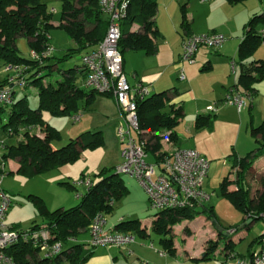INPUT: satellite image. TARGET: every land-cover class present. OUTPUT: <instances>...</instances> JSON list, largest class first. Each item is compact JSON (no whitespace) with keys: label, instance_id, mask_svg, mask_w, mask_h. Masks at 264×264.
<instances>
[{"label":"trees","instance_id":"16d2710c","mask_svg":"<svg viewBox=\"0 0 264 264\" xmlns=\"http://www.w3.org/2000/svg\"><path fill=\"white\" fill-rule=\"evenodd\" d=\"M236 3L241 0H228ZM61 17L58 27L62 28L74 43L75 47L61 58L42 56V53L51 46L49 31L53 27L52 13L48 10L44 0H0V63L3 67H26L24 80L28 84L37 85L39 105L30 108L26 97L16 100L12 107L0 106V129L8 137L23 134L21 140L14 145H5L6 151L0 152V165L9 160L17 164L15 174L33 177L50 170H54L76 161L81 151L102 144L100 131L87 132L71 139L66 145L56 147L55 142L59 138L56 129L50 126L42 118L43 112L52 116H73L79 113L77 103L79 100L90 102L96 94L94 91H84L76 85L77 74L80 73V65H74L61 70L62 76L55 81H42L45 75L58 70L60 64L74 54L82 55L96 48L103 39L107 29V19L101 13L98 0H61ZM182 9L181 26L185 27L184 7ZM157 10L156 0H129L127 15L122 24H126L119 41L121 52H143L147 55L155 54L157 48L154 42L157 28L155 15ZM259 21H264V12L254 15L250 23L245 25V34L238 45L237 57L240 73L235 87L241 91L254 94L253 85L264 80V60H248L262 44L255 27ZM132 24L138 25L134 31L130 30ZM19 39L27 41L30 52L39 55V59L21 57L18 53L16 42ZM9 74V73H8ZM0 82L4 87L7 76ZM24 86V87H25ZM23 88V87H19ZM242 89V90H241ZM110 96V95H103ZM15 97V92H14ZM169 104L168 91L155 92L137 102V114L141 135L146 142V151L150 153L155 162H159L168 152L162 146V139L176 145L177 135L175 127L183 117L182 106L170 105L171 114L162 110ZM7 111L5 118L1 117ZM210 123V116L198 115L195 120V128L200 130ZM30 127H39L38 132L31 133L26 130ZM161 130L170 131L165 137L161 136ZM250 134L254 138L255 148L244 157L238 158L233 149L228 158H231L230 172L220 184L223 197L241 212L244 220V228H248L256 220L264 221V170L255 167L256 160L264 157V122L252 126ZM162 138H161V137ZM0 142V143H1ZM234 170V180L229 178ZM5 174L0 166V175ZM10 171L8 174H11ZM96 182L81 198V202L69 209H56L49 211L43 201L37 196H31L36 204L42 225L50 235V241L65 240L68 237H77L87 230L91 220L97 213L110 214L115 200L124 196L128 189L122 183L119 175L102 170L97 174ZM252 181H256L258 187L253 191ZM233 185L234 188L229 189ZM4 192L3 190H1ZM5 193V192H4ZM6 194V193H5ZM207 211L204 205L185 209L166 210L158 212L150 223V230L157 235L161 250L168 255H175L174 235L172 228L182 221L192 220L199 214ZM211 217V214L210 216ZM36 225L32 230L38 229ZM14 228H17L14 226ZM115 231L132 232L135 235H143L140 221L137 219L121 221L114 227ZM188 234L189 231L187 230ZM219 240L221 234L218 235ZM259 249H251L249 259L255 251L264 252V233L255 242ZM220 244L208 242L204 252L192 261H210L215 258V252ZM6 253L12 258L14 264H56L64 258L70 264H81L92 255L81 244H74L61 256L54 259H43L39 252L29 242L19 241L10 246ZM222 253L224 259L237 258L232 248V239H226ZM244 259V258H243Z\"/></svg>","mask_w":264,"mask_h":264},{"label":"rangeland","instance_id":"374dc122","mask_svg":"<svg viewBox=\"0 0 264 264\" xmlns=\"http://www.w3.org/2000/svg\"><path fill=\"white\" fill-rule=\"evenodd\" d=\"M47 4V8L52 12L53 27L49 31L50 44L53 48L52 55L61 58L69 53L73 48L71 39L67 36L64 30L58 27L61 17V0H44ZM246 9L249 12L246 26L250 23L254 15L264 12V0H242L235 6L236 15L240 11ZM243 17V13H242ZM264 25V21H259L256 25L257 28ZM259 26V27H257ZM246 30V29H245ZM23 44H20V40L17 42L18 53L21 57L29 58L30 49L27 41L22 40ZM79 54H74L71 57H67L63 61L58 70H53L49 75H45L42 81H55L61 78V70L68 69L74 65H79ZM2 64L0 63V82L4 80V73H2ZM177 69H170L166 75L174 78L175 83H166L160 85L159 88L170 89L171 86L180 83L177 79ZM233 81V77L231 78ZM77 85L80 89L88 92L89 89L84 86L81 78H77ZM37 85L28 84L21 91H16L15 99L18 100L23 96L26 97L28 107L36 108L39 105V99L37 95ZM171 91V90H170ZM173 91V90H172ZM81 118L78 122L74 123L70 116H52L48 112L42 113V118L50 126L54 127L59 133V138L55 142L56 147H62L66 145L71 139H75L83 133L89 131L93 132L96 129L101 130L102 144L93 147L86 148L81 153L79 158L60 168L50 170L43 174L26 177L15 173L8 174L10 172V165H5V174L0 184V190H3L11 200V206L5 217V224L9 227L16 226L20 231L31 230L36 225L42 224V220L39 216V212L36 204L32 201L31 196L39 197L47 209L53 211L63 206L65 209H69L77 206L82 198L77 199L76 194L85 195L87 187L82 183V179H90L92 182L98 180L97 174L102 170L105 172H114L113 161L117 153L120 150V145L117 139V128L119 119V111L111 96H103L95 94L90 102L85 100H79L77 103ZM163 113L171 114L170 105H167L162 110ZM7 111L1 114L2 118H5ZM259 123L253 125L257 126ZM40 128H38L37 132ZM197 131V130H196ZM165 130H161L160 135L164 136ZM249 136L250 129L247 130ZM188 132V143H196L197 147L210 150L214 157L208 158L209 173L205 180L204 191L210 196L204 203L206 209L205 214L196 215L192 220H187L186 223L182 221L180 224L175 225L172 228L174 235V242L180 247L183 244H187V238L195 242L201 241L202 237H206L210 231H214L217 235L221 234L220 247L224 246L226 239L229 237L232 239V248L234 253H237V258H229L226 262L216 261H199L204 264H237V261L248 259L249 252L257 245L255 242L264 233V221L256 220L249 228H244V224L247 222L244 220V216L238 211L229 200L222 196L220 190V184L222 179L230 172L231 158L228 155L231 154L232 149L235 151V128L232 129L231 125L220 124L218 128L212 132H205L203 130L197 131L196 135H190ZM160 136V137H161ZM23 137L20 133L14 137H8L4 132H0V141L5 140V145H14ZM166 137V136H165ZM162 138V137H161ZM254 139V138H253ZM166 138L162 139V142ZM167 149L173 148V143L165 141L162 145ZM6 151L2 148L1 154ZM147 162L154 163L153 156L148 153ZM234 170L231 171L229 178L234 180ZM124 185L128 188H133L131 194H125L121 198L114 201L113 213H127L134 219L150 220L155 217L159 212L151 209L147 202L142 203L140 201L139 193H145L140 185L135 182L132 183L126 176H120ZM137 183V184H136ZM253 191L256 190L257 182L252 181ZM234 188L233 185L229 189ZM146 194V193H145ZM147 197V195H146ZM141 202V203H140ZM211 214V217H209ZM107 214V220L108 218ZM132 218V219H133ZM202 218V219H201ZM188 223V224H187ZM189 231L187 234L186 231ZM232 231V233H231ZM151 240L155 246H158V236L151 233ZM220 237L208 242H217ZM189 240V241H190ZM207 242V243H208ZM207 246V244H206ZM257 246L256 248H258ZM161 249V248H160ZM198 261H190V264H199Z\"/></svg>","mask_w":264,"mask_h":264},{"label":"crops","instance_id":"0c3cea01","mask_svg":"<svg viewBox=\"0 0 264 264\" xmlns=\"http://www.w3.org/2000/svg\"><path fill=\"white\" fill-rule=\"evenodd\" d=\"M156 1L157 10L155 25L157 33L154 42L157 50L155 54L147 55L143 52H132L129 50H125L121 53L122 69L130 86H145L150 90V94L167 90L169 96L168 105H173L174 107L182 106L183 108V117L174 129L178 138V143L173 145V148L167 149L164 147V149L168 152L174 148L193 149L206 160L214 157L210 150L197 147L195 142L192 144L188 143V132L192 133L190 135H196L197 131H199L194 126L196 117L198 115H203L210 116V123L207 127L200 130L212 133L222 123L231 125L232 129L235 128V151H233L238 158L244 157L247 153L252 151L256 145L253 137L248 135L247 130L251 129V127L257 123L260 124L264 122V80L253 85L255 92L252 95V101L250 103L247 102L246 107L240 111H238L235 106L224 104L223 98L230 88L235 87L240 73L237 51L238 45L245 34V25L249 12L243 9L236 15L235 6L242 0L236 3H231L228 0H212L208 2L203 0ZM182 6L184 7L185 27L181 26ZM125 27L126 24H121L122 31ZM137 27L138 25L132 24L130 30L134 31ZM260 30H264V25L259 27V29L257 28V30L255 27L257 33ZM210 32H219L224 36L225 41L220 48L210 49L201 47L195 54V62L193 64L179 62L182 42L186 37ZM19 40L21 42L20 44H23V39ZM19 40H17V42ZM74 47L75 45L72 49H74ZM80 57L81 55H79V58ZM255 59L264 60V44H261L248 60ZM232 61L237 65V74L235 76L230 73V62ZM170 69H177V79L180 83L171 86L170 89H160V85L175 83L174 78L166 75ZM1 71L4 73L5 77L9 73L7 67L2 66ZM180 71H182L185 76L184 80H180L178 77ZM79 72L77 78L80 77L84 84V75L81 69H79ZM232 77L233 81L231 80ZM23 88L15 86L14 92L21 91ZM111 97L113 98V96ZM209 106L214 108V112L207 110ZM118 121L119 119H117L116 122ZM95 131L101 132L100 129H96L93 132ZM0 132L3 133V130L0 129ZM169 133L170 131L165 130L164 136H167ZM1 141L5 143V140ZM162 143L165 144V140ZM119 162L120 150L113 161V167ZM6 164L10 165V171L12 173L16 172L17 164L15 161L9 160ZM255 167L264 170V157L256 160ZM126 177L130 179L132 183L137 182L132 177ZM127 189L128 191L126 194H131L132 190H136L129 187ZM139 195V200L142 201V203L147 202L145 193L143 195V193L140 192ZM57 209L65 208L61 206ZM108 216L109 219L107 220L106 229L110 231L114 230L115 225L121 221L134 220L133 217H135L127 213L114 214L113 210ZM152 219L146 221L137 219L140 221L141 229H144V234L141 236L136 235V240L133 244L122 248L96 247L88 249L85 247V242L88 240L87 230L78 234L76 237V244H81L85 250H89L92 253L88 260L81 264H190L192 259H197L201 256L208 241L215 240L218 237L214 231L209 230L208 235L202 237L199 242L193 243V241L190 240L191 238H187V244H183L180 247L174 242L175 255H168L158 248V246H155L154 242L151 240L150 235L152 232L150 230V223ZM183 223H186V221ZM39 226L40 227L36 229L37 231L41 230L47 232L42 224ZM11 227L14 228V226ZM231 239L234 240V238ZM222 249L223 247L219 248L218 246L214 254V259H216V261L220 260L223 263L226 262L227 259H224ZM210 261L212 262L213 260ZM56 264L70 263L62 258ZM199 264L204 263L200 262Z\"/></svg>","mask_w":264,"mask_h":264},{"label":"built area","instance_id":"2783aa9c","mask_svg":"<svg viewBox=\"0 0 264 264\" xmlns=\"http://www.w3.org/2000/svg\"><path fill=\"white\" fill-rule=\"evenodd\" d=\"M212 1V0H203ZM101 13L107 19V29L103 39L92 51L80 57V69L84 75V84L98 95L113 96L119 111L117 139L120 145V162L114 167L115 174L134 178L147 195V202L151 209L156 211L201 207L209 199L203 187L209 173V162L193 149L174 148L167 151L159 162H147L146 142L141 135L137 114V102L150 95V90L141 85L130 86L122 69V53L119 41L122 38L121 24L127 15L129 0H98ZM52 13V12H51ZM258 35L264 44V30ZM225 41L219 32H210L200 35H191L182 42V51L179 62L193 64L195 54L201 47L210 49L220 48ZM52 46L48 47L42 56H50ZM30 57L39 59V55L30 52ZM26 67L8 66L7 82L0 87V106L10 108L15 103L14 88L24 87ZM231 75L237 74V65L230 62ZM180 80L185 76L180 71ZM252 96L241 92L237 88H230L224 95L223 103L235 106L238 111L244 109ZM208 111L214 112L209 106ZM72 117L74 123L81 118V113ZM39 127H30L26 130L37 132ZM167 142V139L165 140ZM3 143H0V152ZM5 171V164L1 163ZM4 173L0 175V184ZM82 183L89 189L90 179H82ZM87 189V190H88ZM76 194V198H81ZM11 205L7 194L0 190V264H14L6 250L19 241L29 242L39 252L43 259H54L77 243L76 237L65 240L50 241L48 232L34 230L20 231L5 224V217ZM107 218L104 213H97L87 228L88 240L85 247L122 248L133 244L136 235L132 232H120L106 229ZM232 233V231H231ZM237 264H264V252L255 251L251 259L237 261Z\"/></svg>","mask_w":264,"mask_h":264}]
</instances>
